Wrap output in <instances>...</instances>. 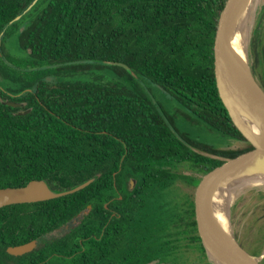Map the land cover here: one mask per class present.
Returning a JSON list of instances; mask_svg holds the SVG:
<instances>
[{
	"label": "trees",
	"instance_id": "obj_1",
	"mask_svg": "<svg viewBox=\"0 0 264 264\" xmlns=\"http://www.w3.org/2000/svg\"><path fill=\"white\" fill-rule=\"evenodd\" d=\"M32 1L0 0V70L10 76L5 58L34 68L17 89L0 84V188L41 178L71 187L100 176L62 197L0 208V264L16 258L8 246L49 233L88 205L71 232L36 252L62 253L66 264H107L111 242L120 259L145 234L147 247L139 251L173 259L192 247L207 256L194 195L183 186L196 189L197 173L257 149L233 122L217 86L214 45L226 0H38L8 26ZM40 4L17 35L28 56L17 58L3 37ZM252 36V70L264 89V12ZM106 60L128 64L136 76ZM106 66L122 80L57 79ZM143 83L171 95L184 117ZM186 116L247 145L203 142L182 128ZM129 177L136 180L133 190ZM105 204L116 209L113 217ZM263 245L249 252L260 255Z\"/></svg>",
	"mask_w": 264,
	"mask_h": 264
},
{
	"label": "water",
	"instance_id": "obj_2",
	"mask_svg": "<svg viewBox=\"0 0 264 264\" xmlns=\"http://www.w3.org/2000/svg\"><path fill=\"white\" fill-rule=\"evenodd\" d=\"M37 1L33 0L23 13L10 21L8 26L20 20ZM245 2L246 0H226L220 13L214 45L215 75L220 96L233 122L257 149L228 159L203 174L194 193L198 232L207 255L215 264L217 261L223 264H262L264 258V251L260 255H253L246 250L233 230L224 231L213 215V196L217 188L226 186L242 175L264 172V89L254 75L251 60L247 69L238 60L231 46L234 25ZM3 33L0 34V47ZM104 63L123 66L136 76L124 62L106 60ZM7 103L12 106L19 105L12 101ZM99 176L100 174H96L71 187H57L45 178L32 179L22 186L1 187L0 208L11 204L62 197L85 188ZM35 246L36 241L32 240L8 246L7 251L12 255H21L30 252Z\"/></svg>",
	"mask_w": 264,
	"mask_h": 264
},
{
	"label": "rangeland",
	"instance_id": "obj_3",
	"mask_svg": "<svg viewBox=\"0 0 264 264\" xmlns=\"http://www.w3.org/2000/svg\"><path fill=\"white\" fill-rule=\"evenodd\" d=\"M43 6L44 4H40L36 11L31 13L29 16L25 17L24 20L19 23L18 27H14L9 34H7L6 36L4 35L3 39L6 51L10 52L17 58H23L28 56V52L23 50L19 46L17 35L28 25V23L31 21V18L35 14H37ZM263 12L264 3L262 4V7L254 21L250 35V42L254 29L258 24L260 18L262 17ZM5 60L8 62L9 65V68L6 69L10 76L5 75L4 72L0 70V84L7 85L12 89H17L18 86L23 84L21 80L27 79V72L32 71L34 68L31 66H18L16 64H13L6 58ZM91 63L93 64V62ZM116 70L117 69L114 66L94 67L92 69L81 71L79 73L69 76H57V79L71 81H91L96 83L100 82L108 84L122 80L117 74ZM49 78H51V76L46 77L47 80H49ZM143 85L148 90H150L151 88L154 92L155 97L159 101L164 103L165 106L173 108L174 110L176 109V112L181 116L185 115L184 112L180 110V108H178V105L173 104V102L170 100L172 96L169 95L167 92H165L164 90L155 91L154 87L151 84L143 83ZM185 118H182L183 122L180 121L181 123L185 122L182 128L192 132L195 137H197L203 142L216 145L218 147L228 146L231 148H241L247 145V142L238 139H227L221 137L220 134L205 128L204 125L200 124L189 116H186ZM184 172L191 173V171L188 169H185ZM183 190L187 191L191 195H194L195 192L194 187L183 186ZM230 219L233 233L239 239L240 243L246 250H257L258 248H260L262 243L264 242V189L253 188L241 194V196L236 200V202L231 208ZM55 234H57V232H55ZM262 248L263 252L264 245ZM187 252L190 253V257L193 259L194 264H215L214 261L208 255L204 256L199 251L188 249Z\"/></svg>",
	"mask_w": 264,
	"mask_h": 264
},
{
	"label": "flooded vegetation",
	"instance_id": "obj_4",
	"mask_svg": "<svg viewBox=\"0 0 264 264\" xmlns=\"http://www.w3.org/2000/svg\"><path fill=\"white\" fill-rule=\"evenodd\" d=\"M19 105H24L26 102H17ZM178 135V132H177ZM206 153V152H205ZM208 154V153H207ZM191 173L193 172L190 170ZM198 176L202 177V173H197ZM130 184V189L133 190L136 184V180L133 177H129L128 180ZM105 207L110 210V217H113L116 214V209L112 206L105 204ZM91 205H88L87 208L81 210L74 218L68 222L58 226L49 233L39 236L33 240L36 241V246L30 252H26L21 255H14L16 258L12 261L13 264H23L25 262L24 258L26 257L27 263L24 264H66V255L54 252L52 254L46 252H36V250L45 247L47 244L63 237L80 222V220L90 211ZM76 220V221H75ZM57 232V234H55ZM146 233V232H145ZM150 236L140 235L130 243V247L133 248V251L128 254L121 255L120 259L117 257L115 252V243L111 242L110 251L108 253L107 264H194L193 259L190 257L189 252H180L174 255L173 259L164 257L158 252H150L149 254L145 251H139V246L146 248V241L149 240ZM32 241V240H31ZM139 242V243H138ZM146 242V243H145ZM149 248H154V245H150ZM194 250V248L191 247ZM119 256V255H118ZM264 258L262 259V263ZM79 264H82L80 262Z\"/></svg>",
	"mask_w": 264,
	"mask_h": 264
},
{
	"label": "bare ground",
	"instance_id": "obj_5",
	"mask_svg": "<svg viewBox=\"0 0 264 264\" xmlns=\"http://www.w3.org/2000/svg\"><path fill=\"white\" fill-rule=\"evenodd\" d=\"M263 3L264 0H246L233 29L231 46L238 60L247 69L250 66L249 42L251 30ZM254 128L259 133V130L256 127ZM253 188L264 189V172L242 175L226 186L217 188L213 196V215L224 231H232L230 213L236 200L245 191ZM216 264L223 263L217 261Z\"/></svg>",
	"mask_w": 264,
	"mask_h": 264
}]
</instances>
